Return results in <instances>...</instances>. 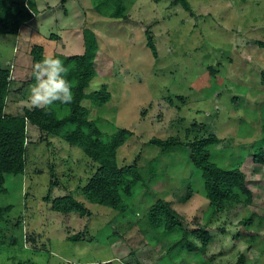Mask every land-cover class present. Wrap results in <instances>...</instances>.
<instances>
[{"label": "rangeland", "instance_id": "1", "mask_svg": "<svg viewBox=\"0 0 264 264\" xmlns=\"http://www.w3.org/2000/svg\"><path fill=\"white\" fill-rule=\"evenodd\" d=\"M185 1L187 9L181 0H125V17L113 19L91 0H29L34 18L17 36H0V69L11 66L4 110L23 116L33 108L26 101L34 47L43 57L80 56L83 32L91 31L95 75L85 93L105 91L108 99L96 105L87 98L81 106L102 133H131L117 150L119 168L136 166L147 177L154 163L159 175L146 180L123 215L91 204L82 189L98 166L26 125L24 174L7 177L0 189V264H264V165L253 161L264 122V0ZM208 135L218 139L213 161L239 165L246 175L249 207L207 213L186 146ZM153 139L182 148L163 152ZM63 196L87 214L54 212L51 201ZM159 201L176 212L182 230L150 226L147 214ZM196 233H206L208 244Z\"/></svg>", "mask_w": 264, "mask_h": 264}, {"label": "trees", "instance_id": "2", "mask_svg": "<svg viewBox=\"0 0 264 264\" xmlns=\"http://www.w3.org/2000/svg\"><path fill=\"white\" fill-rule=\"evenodd\" d=\"M28 2L29 0H0V36H17L22 26L34 18V12L27 6ZM181 3L186 9L188 8L185 0H181ZM91 5L97 13L110 18L125 17V0H91ZM83 39V55L55 56L63 61L68 70L66 78L71 82L74 94L71 104L57 102L48 108L25 109L23 116H8L4 109L10 73L9 69H0V189L4 190L2 185L7 177H21L24 174L26 125L29 124L78 148L93 161L98 167L82 189L83 197L91 204L118 211L123 215L130 207L128 202L134 200L145 187L146 180L151 182L159 175L154 163H150L147 177L136 166L119 168L117 150L130 138L131 133L120 129L111 135H106L96 123L88 120V111L81 106L82 101L92 98L94 104L101 105L107 101L108 94L105 91L93 95L85 93L88 82L95 75L93 63L97 43L94 34L89 30H84ZM147 47L153 57H156L157 50L149 35H147ZM31 55L33 63L43 59V48L35 46ZM34 83L31 73L29 85ZM260 83L264 86V70L260 73ZM262 127V138L253 148V161L260 165H264V122ZM217 142L216 136L208 135L186 146L190 152L189 164L194 170V175L201 182V195L209 202L207 213L210 216L223 212L229 205L249 207L253 200L252 193L246 185V175L240 170L239 165L229 169L213 161L212 156ZM150 143L163 152L182 148L174 140L153 139ZM51 208L63 216L78 213L84 217L87 214L84 206L72 196L53 199ZM147 220L154 229L163 227L167 232L182 230L176 212L161 201L152 205ZM195 235L203 241L204 246L208 244L209 237L206 233ZM98 238L97 236V241ZM71 241L78 240L72 238ZM106 243L108 244V240ZM185 248L190 252L195 251L188 243ZM239 264L243 263L240 261Z\"/></svg>", "mask_w": 264, "mask_h": 264}, {"label": "clouds", "instance_id": "3", "mask_svg": "<svg viewBox=\"0 0 264 264\" xmlns=\"http://www.w3.org/2000/svg\"><path fill=\"white\" fill-rule=\"evenodd\" d=\"M63 61L47 56L32 65L35 83L30 86L26 103L35 108H48L55 103L71 104L74 99L72 84L66 78Z\"/></svg>", "mask_w": 264, "mask_h": 264}, {"label": "crops", "instance_id": "4", "mask_svg": "<svg viewBox=\"0 0 264 264\" xmlns=\"http://www.w3.org/2000/svg\"><path fill=\"white\" fill-rule=\"evenodd\" d=\"M21 31V30H20ZM16 62H17V60H16ZM31 62L33 63V61H32V59H31ZM34 64V63H33ZM16 65H17V63H16ZM19 67V66H18ZM11 68V66L9 67V69ZM13 69H15V67L13 68Z\"/></svg>", "mask_w": 264, "mask_h": 264}]
</instances>
